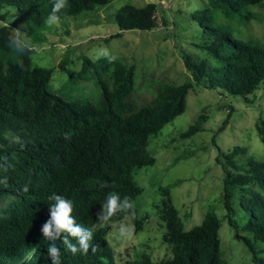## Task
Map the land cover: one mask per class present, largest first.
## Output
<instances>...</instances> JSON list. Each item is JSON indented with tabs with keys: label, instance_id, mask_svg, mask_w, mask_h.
Returning <instances> with one entry per match:
<instances>
[{
	"label": "trees",
	"instance_id": "obj_1",
	"mask_svg": "<svg viewBox=\"0 0 264 264\" xmlns=\"http://www.w3.org/2000/svg\"><path fill=\"white\" fill-rule=\"evenodd\" d=\"M111 1L65 0L56 11V20L77 17ZM60 2L0 0V20L5 21L0 28V264H52L51 246L60 250L62 264H118L109 243L112 226L127 216L139 224L133 204L143 190L133 174L155 163L148 143L185 112L189 91L199 86L245 100L257 91L264 96V40L235 39L213 18L219 10L226 18L243 23L251 18L245 10L264 5V0H209L208 7L195 12L192 20L202 30L195 47L210 61L183 54L189 81L178 86L152 81L145 96L130 99L135 89L134 65L120 59L109 62L105 57L93 62L85 57L69 81L93 78L101 90L100 104L67 102L49 90L56 67L33 66L32 50L21 53L9 43L17 30L32 42H44L43 32L50 30L46 22ZM114 20L119 33L109 39L120 38L126 31L159 28L154 3L143 8L124 5ZM202 119L199 116L179 138L199 133ZM256 129L264 142V119ZM217 151L216 162L224 175V217L251 254V264H264V249L258 246L264 245V160L248 158L245 164L239 163L236 158L244 154L242 147L228 153ZM162 191L163 243L171 257L151 263L144 256L143 262L128 264H228L220 248L221 223L215 214L205 213L200 225L184 231L179 212L168 198L169 188ZM53 193L73 202L76 223L93 232V244L99 246L95 252L90 248L87 254H73L66 249L63 234L55 239L43 236ZM109 193L127 198L131 207L99 219Z\"/></svg>",
	"mask_w": 264,
	"mask_h": 264
},
{
	"label": "rangeland",
	"instance_id": "obj_2",
	"mask_svg": "<svg viewBox=\"0 0 264 264\" xmlns=\"http://www.w3.org/2000/svg\"><path fill=\"white\" fill-rule=\"evenodd\" d=\"M149 3L157 7L159 28L126 31L120 38L109 39L119 33L114 16L122 6L143 8ZM208 4L209 0H112L106 6L77 17L55 20L50 30L43 32L44 42L31 41L34 45L31 61L35 67H56L49 90L67 102L80 105L98 107L101 90L93 78L77 82L69 78L80 71L83 58L95 62L106 57L101 55L105 50L127 65L135 66V89L130 99L145 96V88H151L152 81L178 86L191 78L185 69L183 54L210 61L195 47L201 41L202 30L192 20V15L207 8ZM245 11L251 18L243 23L236 18H226L219 10L214 11L213 18L235 39L261 43L264 40V5L251 6ZM4 25L5 21L0 20V28ZM59 63L66 65L57 68ZM199 116L203 117L201 131L188 139H180L179 135ZM260 119H264L261 91L245 100L194 86L186 97L185 112L149 141L147 151L155 158V163L133 174L134 182L143 190L133 204L139 224L127 216L112 226L109 243L115 261L118 264L143 262L146 256L151 263H157L171 257L168 245L163 243L166 229L162 218V189L169 188L168 198L179 212L184 231L200 225L205 213L212 212L221 223L220 248L227 263L251 264V254L224 217V175L216 157L217 148L228 153L234 147H242L245 152L236 158L239 163L245 164L248 158L263 161L264 142L256 129ZM234 198V209L238 212V200ZM122 227L127 230L123 237ZM242 236L247 237L244 233ZM258 246L264 249V245L259 243Z\"/></svg>",
	"mask_w": 264,
	"mask_h": 264
},
{
	"label": "clouds",
	"instance_id": "obj_3",
	"mask_svg": "<svg viewBox=\"0 0 264 264\" xmlns=\"http://www.w3.org/2000/svg\"><path fill=\"white\" fill-rule=\"evenodd\" d=\"M65 0L54 5L53 13L49 16L47 24L51 26L57 19L56 11L63 6ZM11 46H14L17 51L23 53L32 50L34 45L31 40L24 36L19 30L17 35L10 38ZM102 56H106L109 62H114L117 57L109 54L106 50L101 52ZM49 199L52 201L49 206L50 218L42 226L41 232L47 239H55L63 234V241L66 249L73 254H87L91 248L93 252L97 250L98 245L93 244V232L91 229L85 228L83 225L77 224L73 216V202L66 197L53 193ZM130 202L127 198L121 200L118 193H109L102 204V209L99 213V219L110 217L118 211H124L130 208ZM121 236L127 235V230L121 228ZM75 242H73V239ZM48 256L52 264H62L61 252L55 247L48 248Z\"/></svg>",
	"mask_w": 264,
	"mask_h": 264
}]
</instances>
